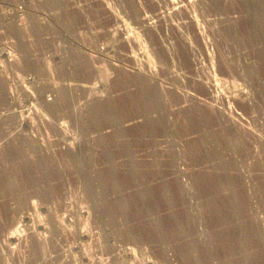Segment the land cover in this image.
Returning <instances> with one entry per match:
<instances>
[{"label":"rangeland","instance_id":"obj_1","mask_svg":"<svg viewBox=\"0 0 264 264\" xmlns=\"http://www.w3.org/2000/svg\"><path fill=\"white\" fill-rule=\"evenodd\" d=\"M256 1L264 6L0 0V173L17 167L18 179L14 193L0 178V264H223L224 231L246 233L244 249L264 252V32L250 36ZM137 79L158 95L152 110L138 104ZM98 106L112 107L115 120L91 121ZM19 147L23 154L6 157ZM121 197L126 212L104 207ZM143 201L148 210L137 212ZM215 201L234 213L224 226ZM178 216L187 221L182 232ZM158 219L162 237L150 231ZM190 246L200 249L197 262L184 260Z\"/></svg>","mask_w":264,"mask_h":264},{"label":"bare ground","instance_id":"obj_2","mask_svg":"<svg viewBox=\"0 0 264 264\" xmlns=\"http://www.w3.org/2000/svg\"><path fill=\"white\" fill-rule=\"evenodd\" d=\"M261 2L259 1V2H257L256 1V3L254 4V8H253V11H254V13H253V11L251 12V15H253V19H252V24H253V28L252 27H250V29H253L252 31L253 32H251L250 31V36L252 35H255V34H259V36H260V34H262L263 32H264V17H262V12H264L263 11V8L262 7H264L263 6V4L261 3ZM253 13V14H252ZM68 17V16H67ZM69 21V20H68ZM71 21V20H70ZM66 22H67V20H66ZM70 24V23H69ZM67 25V24H66ZM71 25V24H70ZM34 26V25H33ZM35 28V27H34ZM39 28V27H38ZM38 30V29H37ZM35 31V30H34ZM257 35H255V37L256 38H258V40H259V36L257 37ZM261 37V36H260ZM260 42H261V40H260ZM39 44V43H38ZM40 44H41V42H40ZM26 45V44H25ZM36 46V45H35ZM39 46V45H38ZM23 49V48H22ZM27 49V48H26ZM73 60H71V62H72ZM74 61H76L75 62V65H76V69L79 71V74L80 73H82V74H84L85 73V70H84V65H85V62L84 61H82L81 59H79L78 57H76V59L74 60ZM73 68V67H72ZM75 69V68H74ZM77 71V72H78ZM74 72H76V71H74ZM81 75V74H80ZM100 78H103V77H100ZM89 79V78H88ZM137 83L140 85V91H139V95H137V97H138V102H140V103H138L139 105H140V108L142 107L143 109H153L155 106H153V105H155V101H157L156 100V98H158V97H156V96H158L157 95V93H156V96L154 97L151 93H152V91H151V93L149 92V87L148 86H146V84L145 83H143L142 81H141V79H137ZM95 84V83H94ZM97 84V83H96ZM138 89V88H137ZM89 90V89H88ZM151 90V89H150ZM68 93V92H67ZM91 93V92H90ZM95 93H97V92H95ZM66 94V93H65ZM98 94H99V92H98ZM129 97V96H128ZM63 98V97H62ZM108 98V97H107ZM132 98V97H131ZM130 99V98H129ZM136 100H135V102H136ZM64 101V100H63ZM67 101H69V99L67 98ZM66 101V103H68ZM134 101V100H133ZM158 102H159V100H158ZM58 103V102H57ZM69 104V103H68ZM138 105V106H139ZM142 105V106H141ZM153 106V108H151ZM157 107H158V105H156ZM115 107V106H114ZM55 108V107H54ZM112 108V107H111ZM109 106L108 107H104V106H98V107H96V108H94L91 112H90V120L91 121H94V122H96V121H98V116L99 115H101V116H103V118L104 119H109V120H111L112 118H114V117H116V114H115V112H113V109H111ZM70 109V108H69ZM92 109V108H91ZM115 109V108H114ZM140 111V110H139ZM145 111V110H144ZM197 115H199V114H197ZM119 116V115H118ZM118 118V117H117ZM114 120H115V118H114ZM113 120V121H114ZM117 120V119H116ZM100 121V120H99ZM151 121V120H150ZM156 122V121H155ZM159 122V121H158ZM109 123V122H108ZM157 123V122H156ZM160 123V122H159ZM148 124V123H147ZM209 126V125H208ZM113 139V138H112ZM224 139V138H223ZM17 141H20V140H18L17 139ZM109 141V140H108ZM23 142H26L25 140L23 141ZM16 144H17V142H15ZM21 143H22V141H21ZM104 143V142H103ZM10 145H11V142L9 143ZM9 144H7L8 146H9ZM19 145H20V143H19ZM30 145V144H29ZM21 146V145H20ZM200 146V145H199ZM198 146V147H199ZM7 147V146H6ZM5 147V148H6ZM9 147H11V146H9ZM20 148V149H19ZM19 148H15L14 150H12V148H11V150L10 149H8V152L6 153V157L8 158V159H11V158H13V156L15 155V154H21L22 153V148L21 147H19ZM201 148V147H200ZM2 149H3V147H2ZM25 149H27V148H25ZM39 149V148H38ZM25 151H27V150H25ZM35 151V150H34ZM70 151V150H69ZM68 151V152H69ZM119 151V150H118ZM69 153H71V152H69ZM23 154V153H22ZM130 154V153H129ZM44 156V155H43ZM18 157H19V155H18ZM21 157V156H20ZM42 157V156H41ZM110 157V156H109ZM213 157V156H212ZM4 158V157H3ZM130 158H131V156H130ZM5 159V158H4ZM3 159V160H4ZM17 159V158H16ZM45 159V158H44ZM19 160V159H18ZM25 160H27V159H25ZM2 161V160H1ZM15 161V160H14ZM13 161V162H14ZM12 162V164H15V163H13ZM17 162V161H16ZM25 162V161H24ZM23 162V163H24ZM48 162V161H47ZM10 163V162H9ZM18 163V162H17ZM17 163H16V166H17ZM20 163V162H19ZM22 163V162H21ZM29 163V162H28ZM43 161H41L40 162V165L42 164L43 165ZM52 164V163H51ZM11 165V164H10ZM20 165V164H19ZM29 165V164H28ZM39 165V166H40ZM115 165V164H114ZM134 166V165H133ZM19 167V166H18ZM13 168V167H12ZM15 168V167H14ZM18 169H20V168H18ZM24 169H25V167H24ZM42 169H44V168H42ZM136 169V168H135ZM26 170V169H25ZM39 170V169H38ZM112 170V169H111ZM6 171V170H5ZM108 172V171H107ZM111 173V175H113V171H110ZM16 173H17V167H16V170L14 171V170H12L11 172H8V173H5V172H1L0 173V178L2 177V179L4 178V180L6 179L7 180V182H8V185H7V190L9 189V190H16V189H18L17 188V186H15V179H17V177H15V175H16ZM19 173V172H18ZM25 173H27V172H25ZM218 173V172H217ZM28 174V173H27ZM209 174V173H208ZM21 175V174H20ZM37 175V174H36ZM207 175V174H206ZM215 175V174H214ZM35 176V175H34ZM38 176V175H37ZM209 177H210V175H208ZM20 177V176H19ZM33 177V176H32ZM39 177V176H38ZM111 177V176H110ZM198 177V176H197ZM216 177V176H215ZM215 177H213L212 178V184L214 183V185L216 184V188H217V190H218V188H221V187H223V182L222 181H220V179L218 180V179H215ZM114 178V177H113ZM199 178V177H198ZM219 178V177H218ZM110 179H112V178H110ZM133 179V178H132ZM209 179V178H208ZM116 180V179H115ZM203 180V179H202ZM205 180V179H204ZM17 181H18V179H17ZM20 181V180H19ZM199 181H201V180H199ZM209 181V180H208ZM0 182H1V180H0ZM27 182H28V180H27ZM111 182H112V180H111ZM26 183V182H25ZM120 183V182H119ZM118 183V181L116 180V181H114L112 184H111V187H112V189L113 190H119L120 191V184ZM30 184V183H29ZM204 184V183H203ZM17 185V184H16ZM20 185H22V183L20 184ZM34 185V184H33ZM109 186H110V184H109ZM122 187V186H121ZM177 188H178V186H177ZM21 189V188H20ZM148 189V188H147ZM203 189V188H202ZM205 189V188H204ZM215 189V188H214ZM214 189H213V191H214ZM37 190V189H36ZM153 190V189H152ZM222 190V189H221ZM1 191V190H0ZM21 191V190H20ZM19 191V192H20ZM205 191V190H204ZM204 191H203V193H204ZM14 192V191H13ZM16 192V191H15ZM14 192V193H15ZM19 192H17L18 194V196L17 197H19L20 198V200H19V202H21L22 203V201H23V198H24V195H23V198H22V195H21V192L19 193ZM22 192H23V190H22ZM25 192V191H24ZM206 192H207V190H206ZM120 193V192H119ZM142 194V198H145L146 199V197H150L151 196V194H150V192H148V190H145L143 193H141ZM162 194V193H161ZM11 195V194H10ZM119 195V194H118ZM153 195V194H152ZM157 195V194H156ZM140 197V196H139ZM130 198V197H129ZM133 198H134V196H133ZM212 198H213V196H212ZM117 199H118V197H117ZM119 199H120V197H119ZM148 199V198H147ZM151 199V198H150ZM158 199V198H157ZM155 199H153V201H154ZM169 200V199H168ZM207 200H209V199H207ZM148 201H150V200H148ZM24 202V201H23ZM129 202H131V201H129ZM134 202V201H133ZM139 202V201H138ZM144 202V201H143ZM158 202V201H157ZM171 202V201H170ZM209 202H211V200L209 201ZM150 203H151V201H150ZM149 202H144L143 204H142V206L141 207H139L140 209H139V211H137V212H144L148 207H149V204H150ZM213 203V207H214V214H215V212H216V214H217V217H218V220H219V224H221V225H226V224H228L229 223V221H230V218H232L233 217V214H231L230 213V211H229V213L228 214H226L225 212H223L222 211V204L221 203H218V202H212ZM233 203V202H232ZM224 204H226V203H224ZM223 204V205H224ZM231 204V203H230ZM171 205V204H170ZM235 205V204H234ZM137 206V205H136ZM136 206H135V208H136ZM231 206V205H230ZM104 207L108 210V211H111V212H113L114 214H117V213H115V212H118V213H120V212H124V210H125V212H126V207H127V203H126V201H124V198L122 199V197H121V200L120 201H118L117 200V202L114 204H111V203H109V202H107V201H105V203H104ZM152 207V206H151ZM232 207H234L233 205H232ZM238 207V206H237ZM4 208V207H3ZM143 208H144V210H143ZM210 208V207H209ZM150 209V208H149ZM212 209V208H211ZM4 210V209H3ZM148 210V209H147ZM152 210L153 209H151L150 210V212H152ZM236 210V209H235ZM211 211H213V210H211ZM225 211V210H224ZM147 212V211H146ZM145 212V213H146ZM150 212H149V214H150ZM206 212H207V210H206ZM187 213V212H186ZM225 213V214H224ZM121 214V213H120ZM120 216V215H119ZM118 216V217H119ZM182 216V215H181ZM211 216V215H210ZM235 216V215H234ZM141 217V216H140ZM176 217V216H175ZM179 217V216H178ZM191 217V216H190ZM138 218V217H137ZM152 218V217H151ZM177 218V217H176ZM176 218H174V219H176ZM180 218V217H179ZM189 218V216L188 215H186V220ZM124 219H125V217H124ZM142 219V218H141ZM181 219L182 218H180V221H179V219H177L178 220V222L180 223L181 222ZM119 220V219H118ZM153 220V219H152ZM190 220V219H189ZM142 221V220H141ZM151 221V220H150ZM172 221H176V220H172ZM183 222V223H182ZM182 222L180 223V225H179V231L181 230V232L183 231V230H185V227H186V225H187V221H186V223H185V221L184 220H182ZM144 223V222H143ZM171 223V222H170ZM190 223V222H189ZM163 224H164V222H162V221H159V219L158 220H156V221H153V222H151V223H149V226H150V228L152 229V230H150L149 228V230L150 231H154L153 233L156 235V237L158 236V237H162V236H164L165 235V233H164V226H163ZM172 224H174V223H172ZM217 224V223H216ZM145 225V224H144ZM147 225V224H146ZM171 225V224H170ZM149 226H147V227H149ZM220 226V225H219ZM178 227V226H177ZM188 228V227H187ZM232 228V227H231ZM255 228V227H254ZM147 229V228H146ZM147 229V230H148ZM227 229V228H226ZM225 229V230H226ZM148 230V231H149ZM178 230V229H177ZM176 230V231H177ZM149 231V232H150ZM224 231V230H223ZM238 231H241V230H238ZM257 231V230H256ZM225 232V231H224ZM222 233L218 238L220 239V242H221V245H222V242H223V245L221 246V249H220V252L222 253V255L226 258V259H224V262H223V260H222V262H223V264H264V252H262V250H261V252H259V250L261 249V247H259V246H257V247H259V249L257 250V251H254V252H252V251H249L248 249H249V247H245V249H244V246H245V240L247 239L248 240V237L245 235V234H235L234 235V237L232 236L234 233H236L235 231H234V233H232V232H227V233ZM257 234H258V231L256 232ZM152 234V233H151ZM173 234V233H172ZM177 234V233H176ZM215 234V233H214ZM256 234V235H257ZM150 237H152V236H150ZM260 238V237H259ZM233 240V241H232ZM252 240H253V238H252ZM231 241H232V244H233V242H234V247H233V245H231L230 243H231ZM247 242H249V241H247ZM250 243V242H249ZM254 243V242H253ZM264 245V244H263ZM263 245H261V246H263ZM256 246V245H255ZM254 246V247H255ZM200 247V246H199ZM37 248V247H36ZM215 248V247H214ZM241 249L242 251L241 252H243V256H242V258L239 256V258H241V259H237V260H235L234 258H231L230 257V259L228 258V256H232V254L233 253H236L235 251H236V249L238 250V249ZM247 248V249H246ZM252 248V247H251ZM202 249H203V247H202ZM185 251H184V257H185V259L184 260H186L185 262H187V263H191V262H197L196 260H197V258H196V256L198 255V251L200 250L198 247H192V246H190L189 248H187L186 247V249H184ZM252 250V249H251ZM264 251V250H263ZM205 253H207V255L208 256H216V251H210V250H206V252ZM237 253H238V251H237ZM238 254H241V253H238ZM238 254H237V256H238ZM234 255V254H233ZM198 257V256H197ZM203 257V256H202ZM233 257V256H232ZM209 258V257H208ZM210 259V258H209ZM192 264V263H191Z\"/></svg>","mask_w":264,"mask_h":264}]
</instances>
